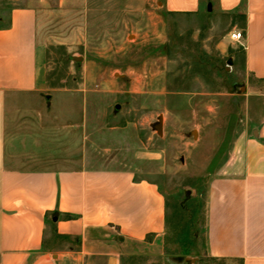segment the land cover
Wrapping results in <instances>:
<instances>
[{"label":"rangeland","instance_id":"rangeland-1","mask_svg":"<svg viewBox=\"0 0 264 264\" xmlns=\"http://www.w3.org/2000/svg\"><path fill=\"white\" fill-rule=\"evenodd\" d=\"M20 7L38 11L48 88L16 116V128L27 122L17 145L34 166L86 159L159 185L163 248L125 254L122 264H208L210 182L264 100V81L244 74L243 49L228 37L233 16L208 3L169 11L166 0H0V26Z\"/></svg>","mask_w":264,"mask_h":264},{"label":"crops","instance_id":"crops-1","mask_svg":"<svg viewBox=\"0 0 264 264\" xmlns=\"http://www.w3.org/2000/svg\"><path fill=\"white\" fill-rule=\"evenodd\" d=\"M206 3L233 16L244 74L262 81L264 0H166V8ZM39 20L35 8H13L0 26V264H122L125 254L163 248L168 209L157 183L86 159L34 166L31 151L17 145L27 122L16 128V116L48 88ZM252 119L210 182L206 241L210 257L264 264V100ZM36 135L38 145L44 136Z\"/></svg>","mask_w":264,"mask_h":264},{"label":"built area","instance_id":"built-area-1","mask_svg":"<svg viewBox=\"0 0 264 264\" xmlns=\"http://www.w3.org/2000/svg\"><path fill=\"white\" fill-rule=\"evenodd\" d=\"M229 38L234 42H240L243 38V34L239 30H233L229 33Z\"/></svg>","mask_w":264,"mask_h":264},{"label":"water","instance_id":"water-1","mask_svg":"<svg viewBox=\"0 0 264 264\" xmlns=\"http://www.w3.org/2000/svg\"><path fill=\"white\" fill-rule=\"evenodd\" d=\"M74 59H75L76 61H79V60H80V58H78V57H74ZM162 125H163V116L161 115V116L159 117V122H158V123L156 124V126H155V128L158 130L159 133H162ZM192 133L195 134L196 132L193 131Z\"/></svg>","mask_w":264,"mask_h":264},{"label":"trees","instance_id":"trees-1","mask_svg":"<svg viewBox=\"0 0 264 264\" xmlns=\"http://www.w3.org/2000/svg\"><path fill=\"white\" fill-rule=\"evenodd\" d=\"M262 81H264V79L262 80ZM215 260H222V259H220V258H215V257H210V259L207 261L208 262V264H209V262L210 261H215ZM207 264V263H206Z\"/></svg>","mask_w":264,"mask_h":264}]
</instances>
